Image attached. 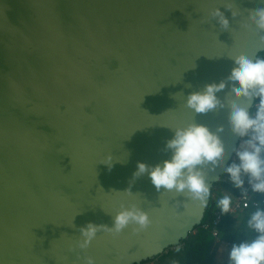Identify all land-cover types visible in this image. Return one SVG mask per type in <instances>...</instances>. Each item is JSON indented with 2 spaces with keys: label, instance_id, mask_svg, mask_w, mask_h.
<instances>
[{
  "label": "water",
  "instance_id": "1",
  "mask_svg": "<svg viewBox=\"0 0 264 264\" xmlns=\"http://www.w3.org/2000/svg\"><path fill=\"white\" fill-rule=\"evenodd\" d=\"M259 8L264 0H0V264H140L187 239L210 196L201 207L133 174L171 159L172 129L193 120L223 127L229 165L242 140L229 125L231 82L216 94L222 109L185 104L225 81L232 58L264 51V32L244 26ZM224 173L208 171L211 188ZM121 204L147 211L149 227L102 228L81 249L79 229L113 227Z\"/></svg>",
  "mask_w": 264,
  "mask_h": 264
},
{
  "label": "clouds",
  "instance_id": "2",
  "mask_svg": "<svg viewBox=\"0 0 264 264\" xmlns=\"http://www.w3.org/2000/svg\"><path fill=\"white\" fill-rule=\"evenodd\" d=\"M222 28L229 27V20L219 9L212 13ZM245 27L255 26L258 32H264V8L250 13ZM264 44V35L260 37ZM235 67L225 81L219 84L205 85L201 91L190 94L186 107L194 114H207L222 109L225 104L217 97L227 83L232 84L231 91L226 97L229 108V125L232 133L240 138H246L238 149H235L239 163L233 162L225 166L226 149L221 140L223 127L212 132L207 126L197 124L195 120L183 127L172 129L174 138L166 142L165 151L170 150L171 159L161 164L149 166L138 162V170L133 178L145 174L155 186L157 192L174 191L199 202L201 207L206 206L211 195V185L208 183V171L215 172L223 168L236 189L241 190L242 198H248L245 188V178L252 191L264 194V59L252 58L241 54L232 58ZM255 112L251 111L254 101ZM105 164L111 170L112 158ZM207 169V171H206ZM233 198L230 194L223 195L217 206L222 214L232 210ZM114 226L109 228L103 225L87 223L81 227V249H86L96 238L102 228L112 233H120L129 225L137 226L134 231L144 230L151 224L147 211L135 204L120 205V210L113 218ZM247 229L255 233L254 239L233 244L229 251L230 264H264V210L257 208L247 220ZM85 264H95L91 257H87Z\"/></svg>",
  "mask_w": 264,
  "mask_h": 264
},
{
  "label": "trees",
  "instance_id": "3",
  "mask_svg": "<svg viewBox=\"0 0 264 264\" xmlns=\"http://www.w3.org/2000/svg\"><path fill=\"white\" fill-rule=\"evenodd\" d=\"M256 58L264 59V51L258 53ZM254 102L256 103L258 100ZM251 111L253 112V110ZM233 162L238 163L234 156L229 165ZM228 178V174L224 173L220 180L213 184L202 224L210 220L214 212L220 211L217 201L223 196V190L227 194L232 195V198L238 195L237 189L228 181ZM259 195L256 194V197ZM254 211L255 209L248 208L238 211L234 215L222 214V219L217 228L219 237L230 241L232 244H239L245 240L254 239L256 234L247 229V220ZM214 240L211 230H203L199 225L193 229L187 239L182 241L178 247L140 264H149L151 261H153V264H230L229 260L217 262V246L214 244Z\"/></svg>",
  "mask_w": 264,
  "mask_h": 264
},
{
  "label": "built area",
  "instance_id": "4",
  "mask_svg": "<svg viewBox=\"0 0 264 264\" xmlns=\"http://www.w3.org/2000/svg\"><path fill=\"white\" fill-rule=\"evenodd\" d=\"M256 103H258V102H256ZM256 103L254 102L253 107L251 109V110H253V114L255 112V104ZM243 140L244 139L242 138V140L239 143L238 148L240 147ZM234 157H235V160H238V157L236 156V152L234 154ZM246 180H247V178H246ZM228 181L231 182L230 178H228ZM245 188L248 190V198L243 199L241 190L237 189L238 195L233 198L232 210L228 213V215H234L238 211H241L243 209H248V208H253L256 210L259 207L262 210H264V194H260L259 196L256 197L257 193H254L252 191L250 185L248 184V181L245 182ZM221 219H222L221 211H216L213 213L210 220L204 222L203 224L201 223L200 226L203 230H208V231L211 230V234H212L213 238L215 239L214 244L217 246V249H220V250L226 252L229 256V251L231 250V247L233 246V244L230 241H227L225 239H221L219 237L217 228H218V225H219ZM170 249L172 250L174 248H170ZM170 249H168V250H170ZM149 264H153V261L149 262Z\"/></svg>",
  "mask_w": 264,
  "mask_h": 264
},
{
  "label": "rangeland",
  "instance_id": "5",
  "mask_svg": "<svg viewBox=\"0 0 264 264\" xmlns=\"http://www.w3.org/2000/svg\"><path fill=\"white\" fill-rule=\"evenodd\" d=\"M238 163H239V161L238 160H236ZM225 194H227L224 190H223V195H225ZM217 253V252H216ZM218 254V253H217ZM218 256H220V257H218ZM222 260H229V256H227V255H220V254H218L217 255V262L218 263H220ZM221 264V263H220Z\"/></svg>",
  "mask_w": 264,
  "mask_h": 264
},
{
  "label": "crops",
  "instance_id": "6",
  "mask_svg": "<svg viewBox=\"0 0 264 264\" xmlns=\"http://www.w3.org/2000/svg\"><path fill=\"white\" fill-rule=\"evenodd\" d=\"M217 253L220 254V255H227L228 256V254L226 252H224V251H222L220 249H217ZM218 257H220V256H218ZM222 261H224V260H222Z\"/></svg>",
  "mask_w": 264,
  "mask_h": 264
}]
</instances>
